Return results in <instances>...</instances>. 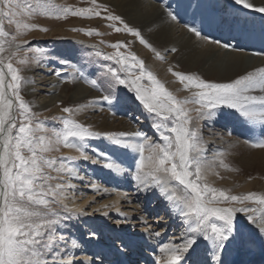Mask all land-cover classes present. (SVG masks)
<instances>
[{"label":"snow or ice","instance_id":"obj_1","mask_svg":"<svg viewBox=\"0 0 264 264\" xmlns=\"http://www.w3.org/2000/svg\"><path fill=\"white\" fill-rule=\"evenodd\" d=\"M234 3L264 14V0H261V6L249 0H234ZM20 9V0H0V264H94L93 258L88 256L76 260L75 253L80 248L78 242L72 240L69 245L62 234H57L63 221L83 213V209L75 204L70 207L66 203L69 200L67 192L76 188L71 180H84L76 163L80 158L93 164L104 162L106 168L118 175L131 174L138 190H158L182 218L186 225L182 243L157 246L153 264H187L185 254L201 241L207 245V257L201 264H226L225 251L239 236L235 222L238 213H251L246 218L253 224L258 222L259 238L264 241V207L243 206L246 202L264 206V195L255 192L229 195L226 190L206 182L207 173L214 170V161H208L204 156L199 129L190 127L193 110L187 107L190 103L199 105L195 109L197 121L215 118L220 107L233 109L250 131L259 129L264 137V67L247 71L229 82L208 81L198 74L173 72L169 68L183 88L192 92L190 99L181 100L132 51L131 41L119 40L108 45L115 50L113 53H96L103 55L105 61H114V64L103 65V83L109 93L116 85L132 88L149 113L158 118L159 122L153 127L159 130L160 142H151L141 131H92L90 126L74 119L80 107H63L62 112L68 115L54 118L60 123L49 129L36 119V113L21 94L22 86L31 81L25 80L20 68L13 64L23 45L31 43L20 38L27 31L39 28L18 19L21 15L101 17L109 22L107 27L135 38L157 59L164 60L165 56L145 38L139 27L131 25L122 15L97 0H91L90 7L81 8L56 7L51 0H38L36 6L27 4L23 12ZM167 15L172 20L177 19L174 11H168ZM5 21L15 25L14 33L6 30ZM186 26L196 37H201L197 27ZM86 34L104 35L95 29ZM223 47L227 49L231 45ZM168 51L177 52L178 49ZM29 52L34 53L32 59L36 63L43 59L44 50L29 47L18 60L20 65L29 64ZM73 71L81 70L73 65ZM54 74L61 75L59 71ZM85 82L93 87L98 83L96 79ZM102 99L111 102L110 95ZM49 131L51 135H47ZM100 137L108 140L110 146L124 149L133 163L125 166L110 153L92 148L88 142ZM253 146L264 148V139L254 142ZM61 148L74 149L79 156L57 159L47 155L59 152ZM90 151L94 157L89 155ZM67 161L72 163L67 164ZM52 171L63 175L53 176ZM225 204L241 206H221ZM119 223L121 221H117ZM90 235L95 236V232ZM152 235L159 237L160 232Z\"/></svg>","mask_w":264,"mask_h":264},{"label":"bare ground","instance_id":"obj_2","mask_svg":"<svg viewBox=\"0 0 264 264\" xmlns=\"http://www.w3.org/2000/svg\"><path fill=\"white\" fill-rule=\"evenodd\" d=\"M103 1L114 8V12L122 15L131 25L139 27L145 38L165 56L164 60L157 59L155 54L141 45L138 40L128 34H124L125 36L123 37L127 41H131L132 45L134 44V51L138 56L144 59L148 67L167 82L168 87L173 90H175L176 78L169 71V68L173 72L198 74L208 81L229 82L240 74H246L247 71H254L256 68L264 67V55L250 56L251 60L248 61L249 55L246 52L249 50H264V14L245 9L235 4L234 0ZM249 2L254 3L256 6H261V0H249ZM168 11H174L177 19L172 20L167 15ZM186 25H194L201 30V37H196L194 33L188 30ZM58 33L40 32L35 36L39 38L38 40L49 41L55 39V35H58ZM61 33L64 34V32ZM74 34L73 38L78 39L83 45L93 46L98 49L102 48L106 52L105 54H110L100 44L81 39L77 33ZM68 37L70 35L60 36L58 38L59 42H65L69 39ZM212 41H219L220 43H212ZM225 44L234 45V49L224 48L223 45ZM171 48H176L178 51H168ZM46 83L48 87L45 88L47 93L43 101L46 108L54 111L60 110L57 102L63 99L64 102L70 105L81 106V110L77 112V116L81 120L91 115V111L102 109L99 104L96 105L93 102L96 94L91 92L90 88L84 85L78 77H75L70 83L64 84L61 78L51 76L46 78ZM36 89L29 83L24 85L28 99L35 95ZM183 96H187L186 99H190L189 94H184ZM84 103H90L91 105L84 106ZM45 107L43 106V108ZM190 107L193 110L198 108L194 104H190ZM104 114L103 118L98 120L100 121L99 124L94 128L98 131L112 133H117L121 130L128 133L144 132L151 127V123L155 119L154 114H150L149 118L143 121L141 125H138L137 129L126 130L128 128H126V125L129 126L131 123L129 121L126 122L127 119L122 120V123L115 126L109 124L112 116L110 117L107 112H104ZM96 120L90 122L89 120H83V122L85 124H95ZM227 121L229 122L228 125L232 126L233 129L239 130L241 137L243 136L244 139L229 142V140L234 138H228V140L223 142L232 144H228L225 151L221 152L222 150L215 148L209 155H206L207 144L215 141V139L212 137L202 139L200 132L201 144L205 149L204 156H210L212 158L211 161L217 160L218 162L230 163L235 169L236 165H238L237 163H239L240 169L243 171L247 170L248 172L259 173L260 176L264 175V148L253 146L254 142L264 139L260 135V130L250 131L238 113L229 116ZM197 122L199 131L201 127H204V131L214 133L212 132L213 127L218 125L221 120L215 117L211 120H196L192 124L194 123L193 125L197 127ZM235 143L244 144L236 145ZM92 148L98 149L97 145H93ZM120 150L115 158L123 162L125 166L131 165L133 163L131 156L124 149L120 148ZM62 154L65 156H79L74 149H69ZM89 155L94 157V153L91 151ZM234 158H236L235 161ZM80 159L83 163H89L98 170H108L110 172L108 177L118 175L106 168L104 162L93 164L89 161H84L82 158ZM80 175L84 177V180L83 182L79 179L71 180V183L75 184L76 188L67 192L69 200L66 203L70 207L75 204L83 209L82 214H76L80 215L78 217L84 220L91 219L102 227L96 224L94 225L96 226L95 229L83 228L82 238L80 235V241L78 242L80 245L79 249L82 252L86 246L88 252L80 254L79 249L76 250V260H83L85 256H88L93 258L94 264H101L99 261L100 257H103L104 261H109V264H153L157 246L164 243L178 245L182 243V234L185 232L186 225L182 222V218L170 208L168 202L159 194L158 190L149 192L138 190L136 182L133 183L131 180V174L119 175L122 180V189L116 187L115 180L108 179L107 181L106 175L87 176L83 172H80ZM246 183L244 184L246 193L255 192L258 195L259 193L264 195L263 177ZM92 185L96 187L94 188ZM138 196L148 206L145 212H150V216L153 212L158 213L160 217L150 220L148 215L145 219L140 218V220L134 221L133 217L139 210L143 211L145 207L144 205L136 204L137 201L140 202ZM126 207L134 210H125ZM250 214L238 213L235 217L239 236L237 242L225 251L224 259L226 264H264V241L259 238L258 222L253 224L247 220L246 217ZM126 217L134 222L129 220L124 223L118 220ZM112 221L115 222L112 223ZM117 221H121V223L117 224ZM101 228L110 231L111 233H109L112 237H109L110 235L108 237L104 236L101 231H98L102 230ZM157 231L160 232L159 237L152 235V233ZM171 231L172 234L170 235ZM91 232H95V236H91ZM64 237L68 238V235ZM206 257L207 245L203 241L199 242L194 247V250H190L185 254L187 264H201V261L205 260Z\"/></svg>","mask_w":264,"mask_h":264},{"label":"rangeland","instance_id":"obj_3","mask_svg":"<svg viewBox=\"0 0 264 264\" xmlns=\"http://www.w3.org/2000/svg\"><path fill=\"white\" fill-rule=\"evenodd\" d=\"M38 3V0H20L21 4V12H23L25 5L31 4L33 6H36ZM52 5H55L56 7H72V8H81V7H90L91 6V0H51ZM97 3L99 4H106L108 5L109 9L111 11H114V8H112L108 3L104 2L103 0H97ZM118 14V13H117ZM18 19L23 20L26 23H34L39 26V28L27 31L20 39L24 40L26 42H31L30 44H24L21 52L17 56V58L13 61L14 67H18L21 70V75L24 77L25 80L31 81L29 83L33 88L36 89L35 95L31 98L28 99L25 90H24V85L22 86L21 89V94L24 96L25 100L29 102V104L32 107V110L34 113H36V119L38 121H42L45 126H47L49 129L56 128L59 125V121L54 119L57 117H63L68 114L62 112L63 107H81L76 104L70 105L66 102L63 101H58L57 104L60 107V110L54 111L49 108H46L44 105V98L47 93L46 89L48 87V82L45 84L46 78H49L51 76H57L54 73L56 71H59L61 73L60 76H57L58 78H61L64 84L70 83L71 81L74 80L75 77H78L79 80L86 85L87 87L90 88L91 92L96 94V97L93 102H95L96 105H100L102 107L101 110H95L91 111V115L86 116L85 119H79L77 116V112L74 116V119L77 120L78 122L85 124L83 120H89L90 121H95V124H85L87 126H90L92 131L95 132H100V133H109L108 131H98L94 127L99 124L100 121H98L100 118L102 119L103 116L105 115L104 112L109 113L111 119L109 120V124L111 125H119V123H122V120H126L131 122L130 125H126V130H132V129H137L138 125H141L143 121H146L150 114L149 111L144 107V105L139 101L132 90L131 87L126 86V85H116L111 92L107 90L106 86L104 85V69L103 65L105 64H114L113 61H105L103 59V55L97 56V52H101L102 54H105L101 49L94 48L93 46H88V45H83L78 41V39L73 38L75 36L74 33H77L81 39L89 40L94 43L100 44L101 47H105L106 50L111 54L115 50L110 48L108 45L111 43H114L119 40H124L127 41L125 35L126 33H116L113 29L107 27V24L109 23L108 21L102 19L101 17H93V18H84L80 16H73L69 14L67 18H54L52 16H46L42 15L39 13H36L32 16H26V15H21L18 17ZM126 20V19H125ZM127 21V20H126ZM5 23V28L7 31L14 33L16 31L15 25H8L7 21ZM40 28H46L48 29L47 31H41L39 30ZM73 29H78L74 31ZM98 30L100 33H103L104 35H88L86 32L88 30ZM50 33V32H55L58 33V35H55V39L52 40H47V41H42L38 40L39 38L35 35L38 33ZM61 32H64L62 34ZM67 33V34H66ZM125 34V35H124ZM63 35H70L65 42H59V37ZM72 35V36H71ZM32 36V37H31ZM72 37V38H71ZM253 43V42H252ZM230 45V44H228ZM234 46V45H233ZM231 46L230 48H233ZM32 48V49H42L44 50V56L43 59L41 60L40 63H36L32 57L34 56V53L29 52V64L28 65H20L18 63V60L20 58H23L24 55V49L27 48ZM131 49L132 51L135 50L134 44H131ZM234 49V48H233ZM105 50V49H104ZM243 50V49H242ZM121 51H124L121 49ZM135 52V51H134ZM247 54L249 55L248 61L251 60L250 56H262L264 55V50H253V51H246ZM137 54V53H136ZM138 55V54H137ZM142 59V58H141ZM144 60V59H143ZM62 61L64 63H62ZM145 61V60H144ZM146 63V62H145ZM73 65H75L77 68H79L81 71L80 72H74L73 71ZM148 67V65L146 64ZM40 68V69H39ZM150 68V67H148ZM42 70V72H41ZM42 75H41V74ZM155 73V72H154ZM156 74V73H155ZM158 78L164 82L166 87L173 92L174 95L177 96V98L184 100L186 97H184V94H189V97L191 98L192 92L189 90H185L183 88V85L179 82V80L176 78L175 82L176 85L175 90L171 89L168 87L167 82H165L158 74H156ZM44 76V77H43ZM39 78V79H38ZM91 79H96L97 80V87H93L90 83H86V80H91ZM177 87V89H176ZM39 88V89H38ZM44 88V89H42ZM181 89L179 91V89ZM103 89V90H101ZM188 92V93H186ZM105 95H110L111 96V102H106L102 99L103 96ZM191 104V103H190ZM190 104L187 105L189 109H191ZM84 106H89L91 105L90 103H84ZM82 105V106H83ZM196 107H199V105L194 104ZM38 106V107H37ZM43 106L45 108H43ZM104 109V110H103ZM104 112H103V111ZM106 110V111H105ZM193 110V109H192ZM102 111V112H101ZM238 113L237 111L233 109H229L227 107H220L219 109L216 110V118L221 120V122L218 125H215L213 127L212 132L214 133H208L205 130L204 127H201V138L202 139H207V137H212L215 139V141L208 143L206 147V155H209L211 151H213L215 148H219L222 150L221 152L225 151L228 144L232 143H225L223 141L228 140V138H234L233 140H229V142L232 141H238L241 140L244 137L240 135L238 129H233L232 126L228 125V117ZM190 116L192 117V122L196 121L197 113L195 110L190 112ZM225 121V122H223ZM159 122L158 118L155 117V119L151 123V127L145 130L143 133L147 135L149 140L151 142H160V133L159 130H157L153 125L155 123ZM194 124V123H193ZM193 124L190 125V127L197 129L198 128V122H197V127L196 125L194 126ZM206 124V123H205ZM206 126V125H205ZM117 133H128L127 131H119ZM47 135H51V131L47 133ZM240 135V136H239ZM219 136V137H218ZM222 141V142H221ZM91 147L93 145H97L98 149L101 151H105L110 153L113 157H116L117 152L121 151L120 148L118 147H112L110 146V142L106 140L103 137L100 138H94L88 142ZM234 144V143H233ZM236 145L238 144H244V143H235ZM247 144V143H246ZM225 146V147H224ZM69 150L68 148H61L59 152H51L48 153L47 155L53 158L59 159L63 155L65 151ZM241 151V150H239ZM68 156V155H67ZM78 157V156H77ZM208 161H211V157L208 156L206 157ZM236 158H234V161ZM67 164H71L72 162L67 161ZM76 163L79 165V168L81 169V172H83L85 175H93V176H101V175H106L107 176V181L108 179H113L115 180L117 186L119 189H122V180L119 178V175H113L109 176V171L108 170H98L97 168H94L92 165L89 163H83L81 159L76 161ZM236 169L233 167V165L230 163H221L218 162L217 160L214 161L213 165V171H210L207 173V183L210 186L217 187L223 190H226L229 195H247L245 191L244 184L246 182L250 183L256 180L259 177H263L264 175L260 176L259 173L255 172H248L241 170L240 164L237 163ZM226 165V167H225ZM257 167V166H256ZM255 167V169H256ZM53 176L60 175L54 171L51 172ZM63 175V174H61ZM246 178V179H245ZM245 179V180H244ZM133 183H135V180L132 178L131 179ZM120 181V182H119ZM119 182V183H118ZM52 183H56V181H52ZM132 183V184H133ZM247 184V183H246ZM243 186V187H242ZM130 188V187H127ZM260 195V193H259ZM141 198L138 196V200L140 202H136V204L139 205H144L143 211L139 210L135 217H133L134 221L140 220V218L145 219L149 215L150 220H154L156 217H160L158 213H152L150 216V212H145V209H148L147 204L144 203V200H140ZM141 203V204H140ZM144 203V204H143ZM126 204V203H125ZM222 206H233V205H222ZM244 206H249V207H259L258 205L254 204L253 202H246ZM125 210L128 211H133L134 209L131 208H125ZM147 213L146 215H144ZM250 214V213H247ZM80 215H73L71 219L67 221H63L60 225V232L57 234H62L63 236L68 235V238L64 237L68 242L69 245L72 240H76L77 242L80 241V235L82 234L83 228L88 227L89 229H95L97 222H94L91 219L84 220L83 218L78 217ZM133 216V215H132ZM144 216V217H143ZM118 220L125 222H128L129 219L128 217L126 218H119ZM132 220V221H133ZM133 221V222H134ZM115 221H112L114 223ZM101 226L100 224H98ZM82 227V228H81ZM94 227V228H93ZM102 227V226H101ZM104 228V227H103ZM102 229V228H101ZM98 230L103 233L104 236H109L112 237L110 234L111 232L108 230ZM85 232V231H84ZM110 232V233H109ZM89 233V232H88ZM170 235L172 234V231L169 233ZM82 238V235H81ZM87 250V251H86ZM79 253L81 252L80 249L78 250ZM88 252V248L85 246V250L82 251ZM80 254H83V253ZM100 255L102 256V253L99 251ZM101 264H109V261H104L103 257L99 259Z\"/></svg>","mask_w":264,"mask_h":264}]
</instances>
